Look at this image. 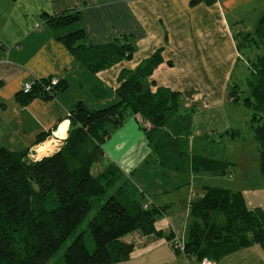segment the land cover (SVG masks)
I'll return each instance as SVG.
<instances>
[{
	"label": "crops",
	"instance_id": "1",
	"mask_svg": "<svg viewBox=\"0 0 264 264\" xmlns=\"http://www.w3.org/2000/svg\"><path fill=\"white\" fill-rule=\"evenodd\" d=\"M191 1L0 0V148L13 153L28 150L29 157L32 150L48 145L34 160L55 153L67 137L72 107L82 103L89 110H101L114 105L118 101L116 90L123 82L121 73L135 70L160 51L162 63L148 79L151 92L163 88L179 94L181 112L191 111L196 138L234 129L238 130L237 140L249 139L252 165L246 166L243 159L232 156L238 151L236 147L244 145L233 140L228 147V161L236 169L221 177L228 185L241 179L240 186L249 188L241 191L246 206L257 202L256 207L264 208L258 199L259 192L264 194V180L255 141L252 133L234 120L232 112L238 115L242 111L238 113L240 106L231 103L238 95L230 94L236 86L234 73L241 66L250 75L248 59L255 53L249 45L240 51L235 35L254 33L264 15V0H216L196 5ZM73 12L78 13L75 27L83 32L79 44L85 49L98 53L126 38L134 48L131 58L91 71L55 38L43 17ZM245 26L253 27V31L238 30ZM35 78H57L65 89L52 98H35L19 106L16 97L23 83ZM41 133L48 137L34 145ZM100 149L103 164L115 165L148 204L163 210L154 225L165 237H172L142 242L126 260L114 264H201L194 257L176 252L172 245L175 240L185 243L190 204L204 195L205 187L219 188L213 187L210 180L220 177L162 168L133 116L125 117ZM209 261L264 264V252L258 245L233 248L218 261Z\"/></svg>",
	"mask_w": 264,
	"mask_h": 264
},
{
	"label": "trees",
	"instance_id": "2",
	"mask_svg": "<svg viewBox=\"0 0 264 264\" xmlns=\"http://www.w3.org/2000/svg\"><path fill=\"white\" fill-rule=\"evenodd\" d=\"M214 1L192 0L191 5ZM43 17L55 38L91 71L129 60L134 52L133 44L126 38L97 50L98 53L85 49L79 44L83 32L75 27L76 12ZM235 38L243 42L237 40L240 51L244 43L255 51L254 57L248 59L251 76L244 102L250 112L248 123L264 180V15L254 33ZM161 63L157 51L135 70L121 73L123 82L116 90L118 101L114 105L101 110H89L82 103L72 107L67 137L55 153L30 160L28 150L13 153L0 148V264H50L104 196V204L88 224L93 251H88L80 233L64 251L63 264H114L126 260L142 242L153 238L169 240L170 235L165 237L154 225L163 210L148 204L115 165L103 164L100 145L127 116H133L141 125L155 160L165 170L219 177L227 173L228 164L224 161L189 157L191 111L181 112L178 93L163 88L153 93L149 88L148 79ZM50 80H31V92L17 94L19 106L35 98H52L65 89L58 82L47 90ZM237 134L233 131L231 138ZM47 137L48 134H39L34 145L43 143ZM203 191L204 195L190 204L182 253L198 261L204 258L218 261L233 248L258 245L264 252L263 211L247 208L240 192L209 187Z\"/></svg>",
	"mask_w": 264,
	"mask_h": 264
},
{
	"label": "rangeland",
	"instance_id": "3",
	"mask_svg": "<svg viewBox=\"0 0 264 264\" xmlns=\"http://www.w3.org/2000/svg\"><path fill=\"white\" fill-rule=\"evenodd\" d=\"M243 29L242 27H240V29L242 32H244L245 30H250L251 32L253 31V27H247ZM240 33H238L239 35ZM238 43L241 42L240 38H237ZM247 45L246 43L242 44L241 47ZM251 74H245L244 69L240 66L239 69H237V71L234 73V76L232 78L233 83L236 85L234 88H232V92H235L234 95H238L237 98H234L233 100H231V103L237 104L238 106V113L240 111L241 114L239 113L238 115L235 114L234 112H232L233 114V118L234 120L239 121L244 127H246V130L251 132V128L249 127V123H244V121H249V117H250V112L249 109L246 107V104L244 102V99L248 96V87L246 85V78L250 77ZM238 79V80H236ZM233 95V96H234ZM237 99V100H236ZM241 116H243V118L241 119ZM247 120H246V119ZM236 121V122H237ZM237 132L238 130H234V129H230L228 130L227 133L224 134H216L214 133L213 135H210V137H208L207 139L204 138V134L200 135L199 137L196 138L195 134H194V130H192V128L190 127L189 132L191 134L192 140L190 139V146H191V152L189 154L190 156H204L210 159H214V160H221L224 161L228 164V170H227V174L228 173H232L233 170H235L236 168L228 161V147L230 148L229 144H231V142L234 141H239V143H244V145H240L239 147H236V149L238 150L236 153H238L239 155H244V156H238L236 155V153H232V156L235 157V159H243V162H245L246 166L248 165H252V162L250 160V155L253 154V151H251L250 149L252 148L251 145H249L248 141L249 139H239L237 140V138L239 137L238 134L236 137H234L233 139L231 138V133L232 132ZM252 133V132H251ZM253 135V134H252ZM201 137V138H200ZM254 144V142L252 143ZM64 145V143L60 146V148ZM41 148V147H40ZM48 145H46L45 149H39L38 152H34L33 150L29 153L30 156H34V158H36L37 155L44 153L47 149H48ZM59 148V149H60ZM41 150V151H40ZM247 150H250V152H247ZM231 154V153H230ZM29 156V157H30ZM246 160L244 159H247ZM31 160V158H30ZM98 171L94 170V172L96 173ZM225 174V176L227 175ZM182 176V175H181ZM227 177V176H226ZM182 179H186L185 176L181 177ZM222 180L223 177L220 178H216L213 180H210L211 184L213 185V187H219V188H229L228 190L231 192H240L243 191L242 189H249L248 187L244 188L243 186H240L242 184H240L242 181L240 179L239 182L234 183V184H225V182H223ZM264 184V182H263ZM256 187H254L255 190ZM264 188V185H263ZM242 194V193H241ZM106 199V196L102 197L98 203H96L93 207V210L91 212V214L86 217L81 224L77 227V229L69 236V238L63 243V245L61 246V248L58 250V252L55 254V256L52 258L50 264H63L62 261V257H63V253L66 250V248L73 242V240L80 234L83 233V237H84V241L86 244V247L88 249L89 252L93 251V241H92V237L89 233V229H88V224L90 219L92 218V216L96 215L99 208L104 204ZM258 199H261V203H263V207H264V194L259 192L258 193ZM257 202L255 204H253L252 202H249L247 206H249V209L253 210L255 208H259L256 207ZM248 208V207H247ZM261 211H263L264 213V208L260 207L259 208Z\"/></svg>",
	"mask_w": 264,
	"mask_h": 264
},
{
	"label": "built area",
	"instance_id": "4",
	"mask_svg": "<svg viewBox=\"0 0 264 264\" xmlns=\"http://www.w3.org/2000/svg\"><path fill=\"white\" fill-rule=\"evenodd\" d=\"M40 78H35V81H39ZM59 82V80L57 78H51L49 84L50 86H48L47 90H49L51 87L57 85V83ZM32 85L33 82L32 81H27L24 82L20 93L22 94H28L31 92L32 90ZM34 152H38V150H33ZM29 158H31L32 160H34V156H30ZM172 248L178 249L181 253L184 251V244H182L180 241L175 240L174 244L172 245ZM201 264H211V262L209 260H207L206 258L201 260Z\"/></svg>",
	"mask_w": 264,
	"mask_h": 264
}]
</instances>
